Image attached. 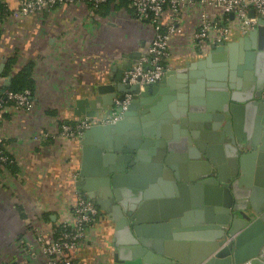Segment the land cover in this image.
<instances>
[{
    "label": "crops",
    "instance_id": "1",
    "mask_svg": "<svg viewBox=\"0 0 264 264\" xmlns=\"http://www.w3.org/2000/svg\"><path fill=\"white\" fill-rule=\"evenodd\" d=\"M1 1L8 12L0 18V94L28 64L33 67L34 85L30 110L9 105L1 113L3 150L11 161L0 165V260L47 264L41 237L57 235L76 198L88 195L84 187L96 185L97 173L106 157L112 156L108 150L85 155L83 141L90 144L96 135L85 138V130L78 136H61V125L85 117L75 113L76 99L88 95L106 65L109 69L114 65L107 57L143 51L151 44L155 27L137 17L129 0H107L98 7L87 2L58 5L21 17L13 11L23 0ZM200 8V4L188 6L178 17L162 84L148 96L147 106L137 107L133 114L138 119L149 117L150 136L143 138L150 143L128 162L126 153L121 159L123 153L112 152L108 171L113 174L114 169L124 168L117 190L132 208L129 225L170 242L171 252L179 255L186 254L185 243L194 242L197 248L188 247V252L199 259L221 232L216 220L229 213L225 188L240 195L256 179L257 162L251 159L244 171L235 169L227 148L232 146L220 139L222 123L229 118L237 125L239 137L250 142L264 133V105L246 87L249 49L244 37L248 32L226 19L225 50H213L211 41L202 48L196 46L193 34ZM209 13L220 16L218 8L210 7ZM170 15L168 10L165 21ZM226 103L233 110L219 120L216 116ZM182 118L185 122L179 123ZM181 124H193L194 131L198 126L196 139ZM159 142L165 146L167 142L168 148L163 151ZM135 157L137 163L129 166ZM210 175L217 181L211 182ZM255 200L264 207V193ZM99 209L85 238L69 251L80 264H114L120 242L129 238L128 232H117L110 213Z\"/></svg>",
    "mask_w": 264,
    "mask_h": 264
},
{
    "label": "water",
    "instance_id": "2",
    "mask_svg": "<svg viewBox=\"0 0 264 264\" xmlns=\"http://www.w3.org/2000/svg\"><path fill=\"white\" fill-rule=\"evenodd\" d=\"M249 14L254 17L256 15L255 10L250 9ZM233 16L234 14L231 15V17ZM244 40L249 49L247 52L248 73L245 76L246 87L249 92L255 91V97L260 98L257 100L258 103L261 101L260 103L264 105V16L257 19ZM226 46L224 42L218 45L214 44L213 50L223 51L227 48ZM145 50L142 51L139 48L131 52L114 53L107 57L108 61L114 65L110 69L107 68V65L105 66L104 71H106L99 76V82L91 86L88 95L84 98L76 99L74 108L75 113L80 116L105 119L113 111L112 105L116 96L119 95L123 99L125 93L133 94L132 101L122 117L114 122L91 126L86 130L84 137L96 135L97 139L90 144L86 143L85 140L83 141L86 145L84 147L85 155L87 151L103 154L105 150H108L112 155L109 156L110 159L106 157L105 165L97 173L100 178L97 179L96 185H86L84 188L88 190L87 196L93 198L99 208L104 209L114 218L117 232L122 234H125V231L128 232L127 242L121 241V246L114 255V264H264V207L257 206L255 200V196L264 193V133L251 142L249 139L243 140L238 135L237 125L233 124L229 118L222 125L220 124L222 128L220 139L232 146H227V148L229 157L233 158L235 169L241 168L244 171L249 159L253 160V164L257 162L256 179L253 185L240 195H237L235 189L225 188L224 205L226 212L229 213L225 214L224 217H218L216 220L218 223L216 228L220 229L221 232L214 237L216 239L214 242L207 245L205 255L199 259L192 251L188 252V247L192 250L197 248L194 242L185 243L187 246L186 254L172 253L171 248L168 247L170 242H164L158 237H150V235L141 232L135 224L129 225V221L134 216L132 208L125 205L117 190L118 179L121 178L119 173L124 168L114 169L113 174H108V171L109 162L114 158L112 152L123 153L121 159L125 158L126 153L125 159L128 162L133 153L136 152L139 155L150 143L149 139L143 138L150 136L148 134L149 117L142 115L141 119L139 118L141 121H139L138 117L133 118V114L136 113L137 107L147 106L148 96L157 91L158 86L162 84V79L143 85L128 84L123 81L125 72L133 68ZM122 65L125 66L122 67ZM220 85L225 86L226 84ZM251 95L254 96L253 93ZM231 109L233 110V106L226 103L220 110L221 114L216 117L219 120H224V116L232 112ZM175 117L177 118L178 115L169 117V119ZM180 122L184 123L185 119H180ZM181 125L190 128L192 136L196 139L198 126L194 128L196 132L193 130V124ZM103 133H106L108 137H102L101 134ZM236 138L239 139L238 142H236ZM159 144H161L163 151L169 145L167 142L166 146L165 142H159ZM240 150L243 151L242 154H240ZM137 160L138 158L135 157V160H130L128 165L133 167ZM209 179L211 182L217 181L211 175ZM233 235L235 236L233 237Z\"/></svg>",
    "mask_w": 264,
    "mask_h": 264
},
{
    "label": "built area",
    "instance_id": "3",
    "mask_svg": "<svg viewBox=\"0 0 264 264\" xmlns=\"http://www.w3.org/2000/svg\"><path fill=\"white\" fill-rule=\"evenodd\" d=\"M107 0H23L13 11L15 17L28 16L39 11L58 5L89 3L98 7ZM134 7L137 17L154 24L155 35L151 44L142 53L133 68L123 76V81L128 84H149L157 82L166 72L165 59L169 55V44L176 31V21L182 11L188 6L199 5L197 28L193 34L196 46L204 47L207 43L221 44L229 33L226 19L236 22L241 30L247 33L252 29L259 17L264 16V0H129ZM218 8L219 15L211 17L209 8ZM254 9L256 15L250 16L249 10ZM169 10L170 16L165 21V14ZM234 14L233 17L230 16ZM133 94H124L123 99L114 98L112 113L109 117L95 118L83 117L75 123L64 122L59 134L65 137L78 136L85 130L99 123L114 122L122 117L132 101ZM17 109L30 110L33 106L32 90L15 91L9 88L0 94V122L1 113L7 106ZM46 138L49 133L43 134ZM5 136L0 130V163L10 162V158L3 150ZM100 209L95 200L86 195H79L72 205L68 218L58 227L53 238H42V249L47 256V264H80L69 256V251H74L85 238L90 224L99 215ZM234 237V235H233ZM0 264H5L0 260Z\"/></svg>",
    "mask_w": 264,
    "mask_h": 264
},
{
    "label": "trees",
    "instance_id": "4",
    "mask_svg": "<svg viewBox=\"0 0 264 264\" xmlns=\"http://www.w3.org/2000/svg\"><path fill=\"white\" fill-rule=\"evenodd\" d=\"M8 12L7 5L0 0V18L2 15ZM33 73V67L32 65H26L21 70H19L13 78V81L11 85L9 86V89L20 91L24 90L26 88H29L32 90L34 85V80L32 77ZM1 165V163H0Z\"/></svg>",
    "mask_w": 264,
    "mask_h": 264
}]
</instances>
